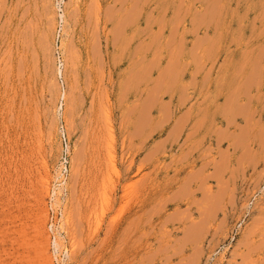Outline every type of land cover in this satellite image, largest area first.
Segmentation results:
<instances>
[{
	"label": "rangeland",
	"instance_id": "rangeland-1",
	"mask_svg": "<svg viewBox=\"0 0 264 264\" xmlns=\"http://www.w3.org/2000/svg\"><path fill=\"white\" fill-rule=\"evenodd\" d=\"M57 3L0 0V264H264V0Z\"/></svg>",
	"mask_w": 264,
	"mask_h": 264
},
{
	"label": "built area",
	"instance_id": "built-area-1",
	"mask_svg": "<svg viewBox=\"0 0 264 264\" xmlns=\"http://www.w3.org/2000/svg\"><path fill=\"white\" fill-rule=\"evenodd\" d=\"M57 11H58V24L60 26V31L61 32L62 28H63V24H64V20L63 17L65 19V12H64V3L65 0H57ZM61 142H62V146H63V151H64V158H63V166H62V170L64 173L67 172L68 168H67V164H68V157H69V153H70V141L67 137V134L65 132V130L62 128L61 131ZM64 175V174H63Z\"/></svg>",
	"mask_w": 264,
	"mask_h": 264
}]
</instances>
